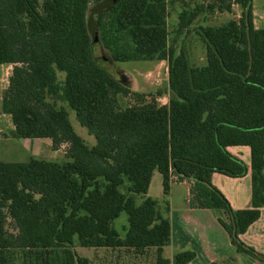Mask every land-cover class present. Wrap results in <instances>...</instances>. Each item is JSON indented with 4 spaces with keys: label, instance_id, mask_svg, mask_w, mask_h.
<instances>
[{
    "label": "trees",
    "instance_id": "obj_1",
    "mask_svg": "<svg viewBox=\"0 0 264 264\" xmlns=\"http://www.w3.org/2000/svg\"><path fill=\"white\" fill-rule=\"evenodd\" d=\"M110 1L0 0V65L12 66L0 114L10 117L13 139H49L53 150L67 148L62 162H0V264H16L19 252L29 264H89L71 250L74 238L83 248L154 249V264H171L163 257L171 241L168 203L165 215L149 197L135 205L155 171L164 196L171 177L186 180L188 207L223 212L228 221L218 222L235 252L264 262V254L240 240L264 208V28H254L252 0H214L180 13L184 31L206 10L241 9L239 21L197 31L206 52L202 66L169 45L165 0H115L91 27L89 6L93 15ZM96 30L114 62H167V105L132 92L96 61ZM56 72L64 73L62 83ZM119 96L135 104L122 108ZM59 102L93 137L92 146ZM229 147L250 151L248 209L232 210L211 184L213 173H248ZM122 212L123 239L112 227ZM8 219L15 232L7 230ZM195 256L182 251L173 261L189 264Z\"/></svg>",
    "mask_w": 264,
    "mask_h": 264
},
{
    "label": "rangeland",
    "instance_id": "obj_2",
    "mask_svg": "<svg viewBox=\"0 0 264 264\" xmlns=\"http://www.w3.org/2000/svg\"><path fill=\"white\" fill-rule=\"evenodd\" d=\"M213 1L214 0H165L169 45L173 47L176 54L183 49L188 54L189 63L194 66H202L205 64L206 53L204 44L196 34L197 31L207 27H220L231 20L239 21L241 18V9L236 5L232 6V11L230 13H219L217 11L211 13L206 10L199 14L186 30H178L179 15L182 11L185 10L191 12L196 7L207 6ZM93 8L94 6L90 5L87 13L88 18L90 17V22L92 21L91 15ZM252 22L255 29L264 28V0H252ZM91 36H94L93 40L95 41L92 46L93 56L114 79L128 87L132 92L144 95L146 100L156 98L160 105H167L169 92L168 64L166 61L114 62L108 51H106L101 45L98 30L91 33ZM5 68L8 69L9 73L11 71V68H8L6 65H0V109L2 90L5 88L6 84L8 86L7 79H5V81L3 79ZM56 75L57 81L62 83L65 78L64 73L56 72ZM118 101L122 108L135 104V98L132 96L128 98L119 96ZM57 105L64 107L68 112L69 121L75 133L80 136L88 146H92L94 144L93 137L89 136L87 131L78 124L74 112L66 103L59 102ZM1 124H3V131L0 132V162H23L27 158L29 159L32 157L29 154H23L22 148L13 140H9L8 137L10 136L7 135L8 130L6 128L7 122L2 120ZM66 149L65 145L60 146L57 150H53L51 147L47 150L43 149V153H40L39 155L36 154V156H38L37 159L43 160L46 154L48 156L52 151H60V154H58V160L63 158L64 161ZM248 161L249 158L246 157V162ZM175 179V177H171L170 183L172 191V206L175 209H183L188 206L187 200H189V198L187 186L182 185L180 182H175ZM121 191L124 192V189L121 188ZM168 196H164L163 194L162 176L155 171L151 178L147 194L136 195L135 205L139 206L146 197H149L157 202L159 211L165 215L164 210L166 203H168L169 200ZM224 216L226 217L225 214ZM227 221L226 217L225 223H227ZM112 227L117 232L119 238L123 239L128 227L127 216L124 212L112 222ZM7 230L15 232L14 225L10 219L7 220ZM71 250L76 253L77 256L88 259L89 264H154L155 256L154 249L146 250L142 254H137L134 251L126 249L83 248L78 245L76 238L73 240V247ZM173 254H175V251H173L171 246L164 247L163 257L172 260L174 256ZM49 257L51 258L54 256L52 255ZM16 264L29 263L28 261L25 262L23 254L19 252ZM172 264H174V261ZM224 264L243 263L240 262V260H236L233 256L231 262L229 261L228 263L226 261Z\"/></svg>",
    "mask_w": 264,
    "mask_h": 264
},
{
    "label": "crops",
    "instance_id": "obj_3",
    "mask_svg": "<svg viewBox=\"0 0 264 264\" xmlns=\"http://www.w3.org/2000/svg\"><path fill=\"white\" fill-rule=\"evenodd\" d=\"M6 66L12 70V66ZM10 73L5 68L4 81L5 79L8 81ZM2 120L7 122L6 128L8 130L7 135L10 136L8 137L9 140L16 142L22 148L23 154H29L32 157L38 158L36 154L39 155L43 153V149L47 150L51 148V141L49 139H13L11 134L14 131V127L8 115L0 114V132L3 131ZM227 150L246 164L248 173L241 178H231L220 173H213L211 176V184L223 194L232 210L248 209L250 208L251 197L249 148L229 147ZM58 154H60V151H52L48 156L46 154L43 160L62 162L63 158L58 160ZM246 157L249 158L248 162H246ZM180 183L187 186L189 198V182L184 180ZM171 194L170 187L168 194V217L171 224V241L168 246L172 247L175 254L182 251L194 252L196 256L189 264H209L211 262L224 264L227 259L230 257L233 258V256L243 264H264L250 256L235 252V248L230 244L227 233L218 222L219 219L224 222L226 221L223 212L219 210L190 209L188 206L183 209H175L172 206ZM240 240L245 245L252 247L257 253L264 254V208L260 209L259 219L240 236ZM175 254L173 255L175 256ZM174 256L172 260L169 259L171 264Z\"/></svg>",
    "mask_w": 264,
    "mask_h": 264
},
{
    "label": "water",
    "instance_id": "obj_4",
    "mask_svg": "<svg viewBox=\"0 0 264 264\" xmlns=\"http://www.w3.org/2000/svg\"><path fill=\"white\" fill-rule=\"evenodd\" d=\"M113 1H115V0H111L106 6L98 7V8L95 10L94 14H93L92 17H91V19H92V21L90 22V26H91V27L94 26L93 24L96 22V19H97V17H98V14H99V13H102V12H104V11H106V10H108V9H109V4H112Z\"/></svg>",
    "mask_w": 264,
    "mask_h": 264
}]
</instances>
